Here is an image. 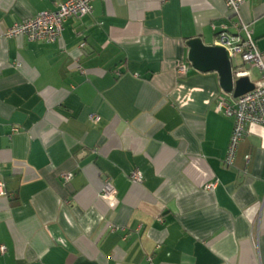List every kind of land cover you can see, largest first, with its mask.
<instances>
[{"label": "crops", "instance_id": "obj_1", "mask_svg": "<svg viewBox=\"0 0 264 264\" xmlns=\"http://www.w3.org/2000/svg\"><path fill=\"white\" fill-rule=\"evenodd\" d=\"M65 1L0 0V264H264V127L225 167L234 98L187 60L234 18L223 0H96L58 41L4 36ZM239 16L264 63V0Z\"/></svg>", "mask_w": 264, "mask_h": 264}, {"label": "built area", "instance_id": "obj_2", "mask_svg": "<svg viewBox=\"0 0 264 264\" xmlns=\"http://www.w3.org/2000/svg\"><path fill=\"white\" fill-rule=\"evenodd\" d=\"M94 1L96 0H67L60 3L56 11L40 12L27 20L14 23L7 29L4 36L24 37L29 42L52 43L58 41L61 38L63 23L70 18L81 19L90 15ZM223 3L234 18L229 24L220 25L217 30L213 27L216 32L215 45L225 48L231 60L238 57L243 64L256 67L260 73L259 79L253 84V90L233 99L231 104L222 96L217 97L216 100V111H224L226 115L233 117L232 130L223 159L225 167H232L247 126L264 127V63L253 39L252 30L240 19L239 11L243 0H223ZM16 66L18 67L19 64ZM186 73L185 66L181 65L177 68L179 76H185ZM233 77L234 79L248 77V72L236 71ZM90 119L95 123L98 121L97 116H90ZM68 178L69 176L64 175V179ZM129 178L134 184H140L143 180L139 171H134ZM215 185H205L204 189L210 191L214 189ZM98 196L107 202L114 200L115 189L109 181L103 183ZM3 250L4 248L1 247V251Z\"/></svg>", "mask_w": 264, "mask_h": 264}, {"label": "water", "instance_id": "obj_3", "mask_svg": "<svg viewBox=\"0 0 264 264\" xmlns=\"http://www.w3.org/2000/svg\"><path fill=\"white\" fill-rule=\"evenodd\" d=\"M189 49L187 60L191 68L200 73L215 72L219 78L221 90L234 99L253 90L248 77L234 79L232 60L228 51L218 45H205L200 38L186 42Z\"/></svg>", "mask_w": 264, "mask_h": 264}, {"label": "rangeland", "instance_id": "obj_4", "mask_svg": "<svg viewBox=\"0 0 264 264\" xmlns=\"http://www.w3.org/2000/svg\"><path fill=\"white\" fill-rule=\"evenodd\" d=\"M232 62H233V65L236 66L237 63L239 62V59L237 57H234L233 60H232ZM255 75H256V73L254 72L253 73V79H255Z\"/></svg>", "mask_w": 264, "mask_h": 264}]
</instances>
